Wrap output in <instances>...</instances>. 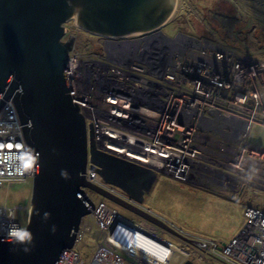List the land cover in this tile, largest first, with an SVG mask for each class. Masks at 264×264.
Segmentation results:
<instances>
[{
  "label": "built area",
  "instance_id": "1",
  "mask_svg": "<svg viewBox=\"0 0 264 264\" xmlns=\"http://www.w3.org/2000/svg\"><path fill=\"white\" fill-rule=\"evenodd\" d=\"M105 51V62L99 65L77 61L70 53L68 57L73 102L91 125L96 149L182 181L219 174L252 178L264 188V148L248 141L253 126L264 127L263 61L229 46L152 31L109 37ZM75 62L79 67L71 70ZM23 128L9 97L0 108V189L33 179L36 152L27 144ZM84 178L158 218L171 233L167 239L164 228L142 218H128L96 192L82 188L93 207L81 219L73 246L57 264H85L79 248L93 224L101 236L91 251L90 264L116 260L188 264L190 254L198 249L219 250L231 264H264V210L260 207L243 206L245 224L229 242L192 240L180 229L178 239L173 224L103 181L90 169L89 161ZM221 185L230 188L227 182ZM30 205L28 201L24 206L0 207V238L9 239L11 229H26ZM137 234L141 242L132 247ZM146 239L158 246L146 244ZM175 241L189 244L178 246Z\"/></svg>",
  "mask_w": 264,
  "mask_h": 264
},
{
  "label": "water",
  "instance_id": "2",
  "mask_svg": "<svg viewBox=\"0 0 264 264\" xmlns=\"http://www.w3.org/2000/svg\"><path fill=\"white\" fill-rule=\"evenodd\" d=\"M176 1L170 15L168 0H0V108L13 99L25 140L36 152L26 226L33 239L19 244L0 238V264H57L93 207L82 188L169 230L153 215L85 180L89 161L103 181L142 204L157 173L96 149L91 125L71 95L73 36L61 39L72 17L85 30L108 37L156 30L176 16Z\"/></svg>",
  "mask_w": 264,
  "mask_h": 264
},
{
  "label": "rangeland",
  "instance_id": "3",
  "mask_svg": "<svg viewBox=\"0 0 264 264\" xmlns=\"http://www.w3.org/2000/svg\"><path fill=\"white\" fill-rule=\"evenodd\" d=\"M64 28L66 32L62 40L67 41L70 35L73 36L70 56L88 64L99 65L105 62L108 36L87 32L76 24L74 17L64 24ZM152 32L162 33L170 38L188 36L210 45L229 46L264 62V0H179L176 16ZM86 125L89 126L87 123ZM248 141L264 147V127L253 126ZM236 179H239L237 184H243L245 188L239 200L230 199L228 195L231 196V189L220 188L213 183V179L207 180L208 185L196 178L182 181L158 173L152 188L145 194L142 205L163 221L173 224L176 229L172 228V231L178 239L180 237L177 235L181 236L179 231L182 230L192 240L199 237L226 243L245 224V204L258 205L264 210V189L255 185L260 184L259 181L246 177ZM239 186H236L237 190L240 189ZM32 189L33 180L0 189V207L24 206L28 201L31 204ZM99 199L128 218L141 220L121 205L104 198ZM17 216L22 218L23 215L18 212ZM164 231L168 239V233L171 232L166 229ZM100 236L98 227L93 224L83 247L79 248L85 264H90L91 251ZM182 242L174 243L181 246ZM198 251L190 254L188 264H231L224 261L219 250ZM112 264H121V261L116 260Z\"/></svg>",
  "mask_w": 264,
  "mask_h": 264
},
{
  "label": "flooded vegetation",
  "instance_id": "4",
  "mask_svg": "<svg viewBox=\"0 0 264 264\" xmlns=\"http://www.w3.org/2000/svg\"><path fill=\"white\" fill-rule=\"evenodd\" d=\"M168 5H167V9L170 11V15L172 14V12L174 11L173 9H174V6L176 5V3H177V1L176 0H168ZM156 34L158 33V32H155ZM71 38V37H70ZM74 42V41H73ZM100 53V52H99ZM218 175V176H217ZM215 177L216 178H196L197 180H199V181H202V184H204V183H207L208 184V181L209 180H212L213 181V183L215 184V185H217V186H219L220 188H222V185H221V183H223V182H229V187H230V189H231V192H230V195L231 196H229L228 195V197L230 198V199H236L237 200V198L238 199H240L239 197H240V195L243 193V191H244V187H243V184L242 185H240V183H239V185L241 186H239L238 184H237V181L239 180V179H236V178H239V177H230V176H221V175H219V174H217ZM191 179H193V178H189L188 179V181H190ZM208 180V181H207ZM206 184V185H207ZM209 185V184H208ZM234 186L236 187H240V189H236L237 190V194L235 195V194H232L233 192H234ZM233 187V188H232ZM239 195V196H238ZM232 197V198H231ZM140 218V217H139Z\"/></svg>",
  "mask_w": 264,
  "mask_h": 264
},
{
  "label": "clouds",
  "instance_id": "5",
  "mask_svg": "<svg viewBox=\"0 0 264 264\" xmlns=\"http://www.w3.org/2000/svg\"><path fill=\"white\" fill-rule=\"evenodd\" d=\"M7 235L10 240L19 244L30 243L33 239L32 234L27 229L19 227L9 230Z\"/></svg>",
  "mask_w": 264,
  "mask_h": 264
},
{
  "label": "bare ground",
  "instance_id": "6",
  "mask_svg": "<svg viewBox=\"0 0 264 264\" xmlns=\"http://www.w3.org/2000/svg\"><path fill=\"white\" fill-rule=\"evenodd\" d=\"M131 36H134V35H131ZM70 67H72L71 70H76L79 67V64L77 62H75V63H72L70 65ZM140 238H141V236L139 234H137L136 238L134 239V243L132 244V247L138 246L140 244V242H141ZM145 242H146V244H148L150 246H154V247L158 246L157 244H154L153 242L147 241V239L145 240Z\"/></svg>",
  "mask_w": 264,
  "mask_h": 264
},
{
  "label": "crops",
  "instance_id": "7",
  "mask_svg": "<svg viewBox=\"0 0 264 264\" xmlns=\"http://www.w3.org/2000/svg\"><path fill=\"white\" fill-rule=\"evenodd\" d=\"M165 24H166V23H165ZM165 24H164V25H165ZM164 25H163V26H164ZM83 29H84V28H83ZM84 30H85V29H84ZM86 31H87V30H86ZM152 31H153V30H152ZM87 32H89V31H87ZM148 32H149V31H148ZM89 33H91V34H95V33H92V32H89ZM97 35H98V34H97ZM106 37H107V36H106ZM263 148H264V147H263ZM258 188H259V187H258ZM260 188H261V189H264V188H262V187H260ZM244 191H245V188H244ZM244 191H243V193H244ZM243 193L240 195V197L243 195ZM238 196H239V195H238ZM240 197H239V198H240ZM237 199H238V198H237ZM238 200H239V199H238ZM245 205H247V204H245ZM251 206H254V205H251ZM255 206L258 207V205H255ZM232 238H234V237H232ZM232 238H231V239H232ZM231 239H230V240H231ZM230 240H229V241H230Z\"/></svg>",
  "mask_w": 264,
  "mask_h": 264
}]
</instances>
